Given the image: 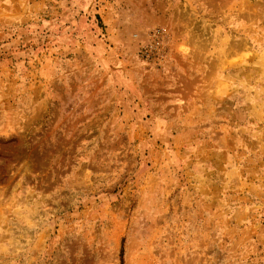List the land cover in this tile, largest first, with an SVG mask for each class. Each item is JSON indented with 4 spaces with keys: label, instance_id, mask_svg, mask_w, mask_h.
I'll return each instance as SVG.
<instances>
[{
    "label": "rangeland",
    "instance_id": "obj_1",
    "mask_svg": "<svg viewBox=\"0 0 264 264\" xmlns=\"http://www.w3.org/2000/svg\"><path fill=\"white\" fill-rule=\"evenodd\" d=\"M0 264H264V0H0Z\"/></svg>",
    "mask_w": 264,
    "mask_h": 264
},
{
    "label": "bare ground",
    "instance_id": "obj_2",
    "mask_svg": "<svg viewBox=\"0 0 264 264\" xmlns=\"http://www.w3.org/2000/svg\"><path fill=\"white\" fill-rule=\"evenodd\" d=\"M183 50H184V51H189V48H188L187 46H184V47H183Z\"/></svg>",
    "mask_w": 264,
    "mask_h": 264
}]
</instances>
